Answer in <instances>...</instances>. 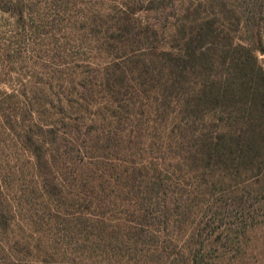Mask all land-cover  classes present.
Here are the masks:
<instances>
[{
	"label": "trees",
	"instance_id": "1",
	"mask_svg": "<svg viewBox=\"0 0 264 264\" xmlns=\"http://www.w3.org/2000/svg\"><path fill=\"white\" fill-rule=\"evenodd\" d=\"M0 16V264H264V0Z\"/></svg>",
	"mask_w": 264,
	"mask_h": 264
},
{
	"label": "rangeland",
	"instance_id": "2",
	"mask_svg": "<svg viewBox=\"0 0 264 264\" xmlns=\"http://www.w3.org/2000/svg\"><path fill=\"white\" fill-rule=\"evenodd\" d=\"M147 1H149V0H147ZM154 20H155V22H157V23H160L159 22V20H160V15L159 14H154ZM4 21V19L3 18H1V16H0V24H2V22ZM4 24V23H3ZM260 60H261V62L262 63H264V55H260Z\"/></svg>",
	"mask_w": 264,
	"mask_h": 264
}]
</instances>
